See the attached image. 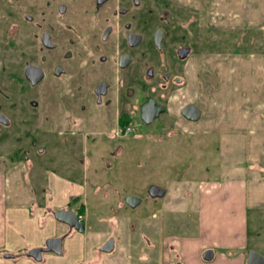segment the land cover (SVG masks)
Segmentation results:
<instances>
[{"label": "flooded vegetation", "instance_id": "af4514ba", "mask_svg": "<svg viewBox=\"0 0 264 264\" xmlns=\"http://www.w3.org/2000/svg\"><path fill=\"white\" fill-rule=\"evenodd\" d=\"M195 9L176 0H0V171L14 169L24 179H37L36 208L58 225L22 255L4 253L6 260L264 264V238L231 241L222 255L213 247L163 238V221L157 241L148 235L135 238L137 208L164 199L168 187L149 182L148 175L144 184L140 177H123L122 138L143 137L152 127L168 132L171 94L182 91L202 52ZM189 104L203 117L197 101L182 105L186 133L199 121L183 115ZM144 115L155 118L147 124ZM57 178L84 191H70L58 204ZM153 186L166 188L165 195L152 196ZM89 190L101 196L99 222L117 230L129 227L124 239L121 230L102 241L86 239L91 215L84 194ZM128 197L139 198L141 205L133 206ZM57 212H73L78 221L73 226L59 222ZM155 214L151 211V219L159 218ZM77 235L78 241H68ZM54 238H62L60 246L48 242ZM33 250H39L37 258L29 255Z\"/></svg>", "mask_w": 264, "mask_h": 264}, {"label": "rangeland", "instance_id": "374dc122", "mask_svg": "<svg viewBox=\"0 0 264 264\" xmlns=\"http://www.w3.org/2000/svg\"><path fill=\"white\" fill-rule=\"evenodd\" d=\"M176 1L186 6L190 3L196 5L193 6L192 4V7L196 8L195 16L198 19V28L202 33L200 39L202 52L197 62L198 66L192 71L195 75L198 73L196 80L201 83V86L194 79L192 81L193 86L189 87V91L185 85L181 87L182 91L179 90L171 94L170 110L174 115L171 120H165L166 126L170 127L167 128V133L162 134V131L155 129L158 127H152L148 131H142L144 132L143 137H138L135 134L123 135L124 150L121 159H119L122 167L120 173L123 177L126 174L125 179H129L128 174H131L142 178L139 180H142L140 183L144 184L147 181L145 176L148 175L149 182H156L158 185L168 187L166 197L164 199L159 198L157 202H154V205L151 202L142 206L138 203L135 206H140L137 208L139 211V214L136 215L138 219L132 220L137 222L134 226L135 234H137L135 238L141 240V237L148 235L153 236L152 241H157L159 236L157 228L163 221V226L160 227L163 238L177 236L180 239L184 234H191L195 231L198 219L199 235L201 236L199 241H229L232 237L236 241V234L237 237L240 235V239L248 238L249 241H261V238H264V207L249 206L245 201V190L240 192L241 184L249 178L246 173L248 156L244 136H234L227 133L220 135L206 133V131L205 133L199 131L200 133L197 134L195 132L196 126L195 129L192 126L193 128L189 130H194L193 132L186 133L184 130L187 129V124L179 115V111L181 106L190 100L197 101L203 108L204 104L201 103V100H205L208 93L211 94L210 88L207 90V86L211 83H213L212 94L214 97L218 94L225 95L227 93L224 90L230 87L227 86L229 77L226 75L229 71L228 58L221 54L233 51L234 48L237 53H242L245 49H253L254 52L259 53L264 52V46L258 45V37L254 33L257 30L250 31L251 33H248L250 37L243 38L245 45L243 41L234 45L237 36L241 39L243 37L242 32H240L241 29L218 26L224 22H216L215 19H212L218 12L214 0ZM254 36L257 37L255 42H253ZM209 38L210 40L213 39L212 43L209 42ZM251 44L255 45L251 47ZM240 49L241 51L238 52L237 50ZM211 54L215 55V58L210 56ZM211 58L216 59V63ZM257 63L258 60L252 62L251 65L257 66ZM214 64L220 67L222 74L226 72V77L222 78L223 85L217 84L216 73H211V69H209ZM246 71V74L251 72ZM241 73L239 74L241 75ZM250 76L251 79L254 78L253 75ZM184 95L187 98L183 99ZM179 97L181 99L176 100ZM253 102L255 103L254 99ZM257 107L260 108L258 105ZM261 111L255 109L252 114L259 115ZM128 160H132V162L130 163ZM260 167L264 168V156L261 158ZM7 169L8 167L5 168V170ZM92 169L89 171L90 175L93 174ZM201 181L205 182L208 187L216 184L221 191L224 190L225 192L206 195L201 198L199 193L194 194L198 182ZM86 195L87 206L91 215V218L89 217L90 236L89 238L87 236L86 239L102 241L110 233L118 235L120 230L124 234V239L126 232H130L129 227L125 226V229L123 226L122 229L117 230L115 226L106 227L105 222H99L98 213L100 212L101 196L95 195L91 190L87 191ZM163 206L165 207L163 214L156 215L159 218L151 219V211L164 210ZM244 218L247 221L245 226H243ZM244 228L245 236L243 237L241 231Z\"/></svg>", "mask_w": 264, "mask_h": 264}, {"label": "crops", "instance_id": "0c3cea01", "mask_svg": "<svg viewBox=\"0 0 264 264\" xmlns=\"http://www.w3.org/2000/svg\"><path fill=\"white\" fill-rule=\"evenodd\" d=\"M214 2L218 12L212 19H215L216 22H224L223 24L217 23L218 26L241 29L242 39L247 36L250 37L248 35V33H251L250 31L257 30L258 33L257 31H254V33L257 34L258 45L264 46V0H214ZM192 4L190 3L188 6L192 7ZM193 6L196 5L193 4ZM257 37L253 38V42H255ZM242 39L237 36L234 45L241 43V41L245 45V40ZM255 44H251V47ZM234 49L221 54L228 58L227 64L230 68L228 67L229 71L227 73L223 72L224 74H222L220 67L216 64L209 67L211 73L215 72L217 75V84L223 85L222 78L226 77V75L229 77L227 86L230 87L224 90L227 93L225 95L218 94L214 97L212 94L213 83L209 84L207 90L210 88L209 92L211 94L208 93L205 100L200 99L201 103L204 104L202 108L203 117L192 126H194V129L196 126L195 132L197 134L200 133L199 131L204 133L206 131V133H217L220 135L227 133L234 136H244L248 156L246 173L249 178L241 184L240 192L243 189L245 190V201L249 206L260 208L264 207V168L260 167L261 158L264 156V52L256 53L253 49H245L242 53H237ZM237 51L240 52L241 49ZM210 56L215 58L213 54ZM211 59L216 63V59ZM256 60H258L257 66H252L251 63ZM239 70L241 71L239 72ZM246 70L251 72L246 74ZM193 71H190L187 75V91H189L190 86H193L192 81L198 77V73H196V76ZM250 75H253L254 78L251 79ZM196 82L199 85L201 84L197 80ZM214 109L215 111H213ZM255 109L262 111L259 115L252 114ZM192 126L189 127V130L193 128ZM37 185V179H24L14 169L6 173L0 171V264H36L32 260L24 258L18 261L6 260L3 255L6 252L16 256L22 255L25 250L39 246L46 237L53 235L56 226H58L51 215L43 214L41 209L36 208L37 194L35 189H37ZM54 185L55 187L57 186L56 192L60 195L58 196L56 192L54 193L55 202L58 204L66 202L70 191H75V194L76 191L80 193L84 191L82 187H78L68 181H61L58 178ZM163 186L166 187V185ZM166 188L163 189L166 191ZM195 190L194 194L199 193L201 198L202 196L225 192L224 190L221 191L216 184L208 187L203 181L198 182ZM60 191H64V194L60 193ZM84 195L86 196V194ZM163 209L162 211L158 210L155 215L163 214L165 211L164 206ZM245 223L247 221L244 218L243 226H245ZM241 233L244 237L245 228ZM80 237L77 235L74 239L68 241H78L77 238ZM200 237L197 219L195 231L191 234H184L180 239L177 236L169 237V240L189 241V245L195 244L197 248L213 247L221 255L224 254L221 251L231 241H234V237L229 241H199ZM239 237L240 235L237 237L236 234L235 240L249 241L248 238L240 239Z\"/></svg>", "mask_w": 264, "mask_h": 264}, {"label": "water", "instance_id": "95a60500", "mask_svg": "<svg viewBox=\"0 0 264 264\" xmlns=\"http://www.w3.org/2000/svg\"><path fill=\"white\" fill-rule=\"evenodd\" d=\"M162 113V112H161ZM183 115L185 117H187L189 120L191 121H198L201 119L202 113L201 110L194 104H189L186 107H184L183 109ZM155 117L151 118V119H147L145 117V115L143 116V119L146 121L147 124H150L151 122H153ZM151 191V195L154 197H162L165 194V189L157 187V186H153L150 188ZM128 202L130 204H132L133 206H136L138 203L141 202V200L139 198L136 197H128ZM62 213V212H61ZM60 212H57L55 214L56 219L60 222L66 223L70 226H73V224H75L76 221H78V218L76 215L73 214V212L67 213V214H61ZM80 231L83 230V228L78 229ZM58 242L59 246L61 244L62 238H54V239H49L48 242ZM39 250H33L31 251V253L29 254L30 256L36 257V253ZM56 253H60V251H56L54 250ZM37 258V257H36Z\"/></svg>", "mask_w": 264, "mask_h": 264}, {"label": "trees", "instance_id": "16d2710c", "mask_svg": "<svg viewBox=\"0 0 264 264\" xmlns=\"http://www.w3.org/2000/svg\"><path fill=\"white\" fill-rule=\"evenodd\" d=\"M209 42H211V43H212V42H213V39H211V40H210V38H209ZM213 45H214V44H213ZM129 124H130V122H129V121H127V122H124V126H125V127L129 126Z\"/></svg>", "mask_w": 264, "mask_h": 264}]
</instances>
